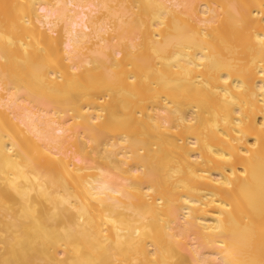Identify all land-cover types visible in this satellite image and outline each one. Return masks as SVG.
I'll use <instances>...</instances> for the list:
<instances>
[{
  "label": "bare ground",
  "instance_id": "bare-ground-1",
  "mask_svg": "<svg viewBox=\"0 0 264 264\" xmlns=\"http://www.w3.org/2000/svg\"><path fill=\"white\" fill-rule=\"evenodd\" d=\"M0 264H264V0H0Z\"/></svg>",
  "mask_w": 264,
  "mask_h": 264
}]
</instances>
